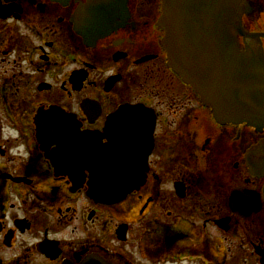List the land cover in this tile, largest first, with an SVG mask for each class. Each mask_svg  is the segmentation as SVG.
I'll list each match as a JSON object with an SVG mask.
<instances>
[{
	"label": "flooded vegetation",
	"instance_id": "flooded-vegetation-1",
	"mask_svg": "<svg viewBox=\"0 0 264 264\" xmlns=\"http://www.w3.org/2000/svg\"><path fill=\"white\" fill-rule=\"evenodd\" d=\"M87 1L0 0V264H264V126L220 121L174 70L163 0H104V34L86 39L73 16ZM222 1L261 57L264 0ZM54 104L92 132L121 105L149 107L145 182L108 203L58 172L56 135L39 140L35 122Z\"/></svg>",
	"mask_w": 264,
	"mask_h": 264
},
{
	"label": "water",
	"instance_id": "water-1",
	"mask_svg": "<svg viewBox=\"0 0 264 264\" xmlns=\"http://www.w3.org/2000/svg\"><path fill=\"white\" fill-rule=\"evenodd\" d=\"M104 0H88L73 17L87 39L104 18ZM230 12L222 0H163L160 25L169 61L220 121H246L264 126V54L242 50L229 31ZM36 121L44 141L56 135V168L76 184L87 180V193L96 200L116 202L146 180L156 114L147 106L124 104L108 116L104 132L82 130L70 112L53 105L40 109ZM108 136L109 143H94ZM53 157L52 154H50ZM110 264L93 254L79 263Z\"/></svg>",
	"mask_w": 264,
	"mask_h": 264
},
{
	"label": "clouds",
	"instance_id": "clouds-1",
	"mask_svg": "<svg viewBox=\"0 0 264 264\" xmlns=\"http://www.w3.org/2000/svg\"><path fill=\"white\" fill-rule=\"evenodd\" d=\"M15 150H16L15 148L12 149V151H15Z\"/></svg>",
	"mask_w": 264,
	"mask_h": 264
}]
</instances>
